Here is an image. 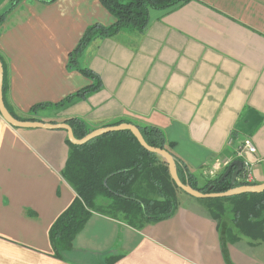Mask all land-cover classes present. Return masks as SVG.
<instances>
[{"label":"crops","instance_id":"1","mask_svg":"<svg viewBox=\"0 0 264 264\" xmlns=\"http://www.w3.org/2000/svg\"><path fill=\"white\" fill-rule=\"evenodd\" d=\"M12 0H0V13ZM140 33L96 38L78 58L101 87L55 105L91 80L68 67L86 27L115 18L99 0H19L0 20L4 104L18 117L94 129L116 120L161 128L183 174L197 186L247 160L236 180L264 183V0H190L150 9ZM47 104L30 113L36 104ZM62 129L23 128L0 115V264H78L114 255L112 264H264V237L222 242L201 198L177 192L165 219L141 229L92 212L64 259L48 231L75 192L61 171L68 156ZM248 139L254 152L239 150ZM259 193V192H258Z\"/></svg>","mask_w":264,"mask_h":264},{"label":"trees","instance_id":"2","mask_svg":"<svg viewBox=\"0 0 264 264\" xmlns=\"http://www.w3.org/2000/svg\"><path fill=\"white\" fill-rule=\"evenodd\" d=\"M18 1H11L10 6L0 13V20ZM99 1L114 16L115 21L110 25L98 22L88 25L68 58V67L77 69L91 83L55 105L85 99L100 89L101 80L98 74L78 62L80 54L92 40L115 36L120 32L140 33L148 24L150 9L169 12L190 0ZM5 87L3 76V93ZM5 106L17 119L37 120L31 115L20 118L6 104ZM45 106L47 104H36L30 108V113ZM65 121L76 138H82L94 129L78 117L67 118ZM121 122L120 119L104 126ZM137 127L146 143L163 148L173 156L177 175L183 183L204 193L223 192L232 187L231 172L222 181H219V176L201 187L197 186L193 175L182 173V168L172 152L173 143L166 139L161 128L148 124H139ZM66 143L68 156L61 174L76 195L49 228L48 237L54 257H66L73 247V239L92 212L118 219L136 229L168 218L174 213L178 205L177 192L182 190L170 177L166 161L141 146L131 131L104 133L81 145L73 144L66 138ZM236 185L249 183L236 180ZM201 199L207 204L208 214L217 222L222 242L233 241L240 233L252 238L264 237V191ZM116 258L114 255L106 256L102 263L112 264Z\"/></svg>","mask_w":264,"mask_h":264},{"label":"water","instance_id":"3","mask_svg":"<svg viewBox=\"0 0 264 264\" xmlns=\"http://www.w3.org/2000/svg\"><path fill=\"white\" fill-rule=\"evenodd\" d=\"M2 84H3V66L0 60V115L7 123H9L12 126L23 127V128L62 129L66 131L67 139L71 143L77 145H81L97 135H101L112 131L129 130L133 133V135L138 140L141 146H143L146 150L161 156L166 161L170 177L174 181L175 185L180 190H182L183 192L187 193L192 197L195 198L227 197L241 193H248V192L258 193L264 191V183L259 185H236V177L243 167V162L240 159L231 161L230 164L225 169V171L222 173L221 177L219 178V181H222L231 172L230 184L232 185V187L230 189L223 192L204 193L192 188L191 186L183 183L179 179L173 156L163 148L154 147L146 143L138 127L132 123L121 122L116 125L98 127L87 133L82 138H76L72 132L71 127L66 122L54 123V122H43L40 120H31V119H22V120L17 119L9 113V111L7 110L4 104Z\"/></svg>","mask_w":264,"mask_h":264},{"label":"built area","instance_id":"4","mask_svg":"<svg viewBox=\"0 0 264 264\" xmlns=\"http://www.w3.org/2000/svg\"><path fill=\"white\" fill-rule=\"evenodd\" d=\"M242 151H245L248 153L254 152V146L250 140L248 139L243 140L242 145L239 150V155H243ZM242 174L246 181H249L251 179L250 164L247 160L243 161Z\"/></svg>","mask_w":264,"mask_h":264},{"label":"rangeland","instance_id":"5","mask_svg":"<svg viewBox=\"0 0 264 264\" xmlns=\"http://www.w3.org/2000/svg\"><path fill=\"white\" fill-rule=\"evenodd\" d=\"M178 192H179V194H182L183 196H185V193H184V192L179 191V190H178ZM177 200H178V198H177ZM72 258H73V261H75V262L78 263V264H87L86 261L83 260V259H80V258H78V257H74V256H73ZM87 262H88L89 264H103L101 260H97V259H90V260L87 261Z\"/></svg>","mask_w":264,"mask_h":264}]
</instances>
